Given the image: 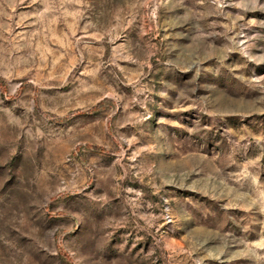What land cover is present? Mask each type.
<instances>
[{
  "label": "rangeland",
  "instance_id": "rangeland-1",
  "mask_svg": "<svg viewBox=\"0 0 264 264\" xmlns=\"http://www.w3.org/2000/svg\"><path fill=\"white\" fill-rule=\"evenodd\" d=\"M0 264H264V0H0Z\"/></svg>",
  "mask_w": 264,
  "mask_h": 264
}]
</instances>
